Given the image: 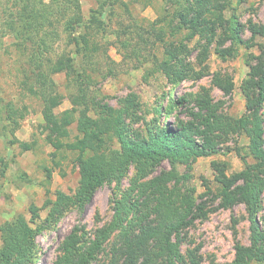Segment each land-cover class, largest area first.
Wrapping results in <instances>:
<instances>
[{"label":"rangeland","instance_id":"obj_1","mask_svg":"<svg viewBox=\"0 0 264 264\" xmlns=\"http://www.w3.org/2000/svg\"><path fill=\"white\" fill-rule=\"evenodd\" d=\"M206 6L201 23L193 25L179 13L193 18L202 10L201 0H0V245L5 222L21 215L32 220L34 204L41 208L34 225H43L46 200L59 190L72 194L79 185L80 151L56 148L53 141L60 137L43 129V93L62 98L58 114L72 108V93L85 95L92 116L121 109L140 135L156 120L173 128L193 119L199 123L195 114H204L205 95L224 114L245 112L242 85L264 53V0H210ZM74 15L86 24L80 49L73 40ZM255 28L260 31L254 33ZM182 45L189 49L183 58L187 77L173 84L158 62ZM63 64L65 70L56 72ZM72 65L83 75L73 73ZM156 109L162 112L157 115ZM8 111L10 121L4 118ZM80 135L75 121L70 135L60 139L70 143ZM108 145L119 147V142L107 135ZM247 146L245 135L231 134L221 137L210 155L175 166L185 175L169 184L181 193L176 199L181 205L190 198L197 206L191 223L174 236L189 264H232L236 244H252L245 203L221 204L224 176L240 172L243 157L252 161ZM173 167L164 160L151 176ZM135 175L131 165L120 184L104 183L84 207L71 208L56 226L44 225L35 264H81L80 254L111 221L116 200ZM153 203L145 201L137 212L133 234L158 221ZM257 219L264 231V193ZM120 244L117 231L84 264H109L120 254ZM67 248L76 255H68Z\"/></svg>","mask_w":264,"mask_h":264},{"label":"trees","instance_id":"obj_2","mask_svg":"<svg viewBox=\"0 0 264 264\" xmlns=\"http://www.w3.org/2000/svg\"><path fill=\"white\" fill-rule=\"evenodd\" d=\"M209 1L201 0L202 10L193 18L181 10L180 19L193 25L201 23ZM72 19L73 40L80 49L84 44L81 30L86 24L83 16L74 15ZM253 31L258 33L260 30L255 28ZM187 52L188 47L182 45L170 53L171 57L158 62L159 70L173 84L187 77L188 65L183 60ZM63 66L66 65L57 68L56 72L65 70L67 66ZM72 66L73 73L83 75L76 66ZM242 87L247 104L240 117L224 114L220 105L205 95L204 114H195L197 119H201L199 123L193 119L173 128L156 120L155 123H148L141 135L133 133L121 109L109 107L107 113L92 116L85 95L72 93V108L58 114L55 109L62 103V98L57 93L49 96L43 93L44 130L60 138L68 137L70 126L78 121L81 135L74 142L65 143L58 138L53 143L58 149L65 145L80 151L79 185L72 194L59 190L55 199L46 200L44 207L48 212L43 225H34L41 209L34 204L30 207L32 220L21 215L2 225L0 264H35L36 241L44 227L56 226L71 208L84 207L104 183L116 181L120 184L131 165L136 166L131 187L116 200L111 221L100 230L87 253L80 254V263L92 259L96 251L118 231L121 244L117 251L120 254H114L109 264H189L182 257L174 236L180 228L191 223L192 209L197 206L190 198H186L181 206L176 199L181 193L178 194L174 189L176 186L170 188L169 184L185 178L177 172V163L191 164L201 156L210 155L215 152L221 137L231 134L248 138V155L252 157V161L243 157L245 167L230 177L224 176L222 180L221 204L230 207L239 202L245 203L250 221L252 244L245 246L238 242L232 264H264V231L257 219L264 193V53L257 64L251 65L249 77ZM76 112L79 113L77 118ZM161 112L162 109H156L157 115ZM4 118L13 119L12 112L8 111ZM107 135L115 136L119 147L107 146ZM87 151L89 154L85 155ZM164 160L174 166L173 170L151 176ZM145 201H154L152 210L158 221L141 226L140 231L133 234L132 223L137 219V212L142 211ZM67 252L68 255H76L70 248Z\"/></svg>","mask_w":264,"mask_h":264}]
</instances>
